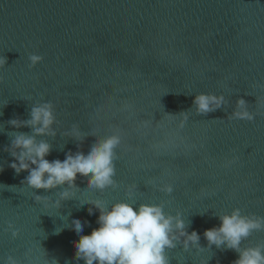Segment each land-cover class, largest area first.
I'll return each instance as SVG.
<instances>
[{"label": "water", "instance_id": "95a60500", "mask_svg": "<svg viewBox=\"0 0 264 264\" xmlns=\"http://www.w3.org/2000/svg\"><path fill=\"white\" fill-rule=\"evenodd\" d=\"M31 54L43 57L35 67ZM0 57V264L8 256L17 264H84L74 258L79 236L71 221L80 219L81 235L97 228L99 211L80 204L93 199L181 212L205 249L177 244L165 250L169 264H233L238 253L208 249L203 233L234 208L264 217V114L251 122L228 118L240 98L250 112L264 113V0H0ZM199 93L224 103L199 114ZM43 102L53 104L58 122L55 136L37 137L51 145L49 161L121 137L117 188L100 193L78 174L75 197L53 207L67 185L45 191L22 183L28 172L17 175L5 149L14 133L32 130L9 122L30 119ZM182 112L188 119L180 127ZM74 125L82 141L65 135ZM163 146L174 151L160 155ZM233 156L237 162L224 167ZM129 184L136 185L131 200ZM163 184L173 192L159 191ZM34 193L46 199L36 202ZM257 244L264 230L242 241Z\"/></svg>", "mask_w": 264, "mask_h": 264}, {"label": "clouds", "instance_id": "9594fccd", "mask_svg": "<svg viewBox=\"0 0 264 264\" xmlns=\"http://www.w3.org/2000/svg\"><path fill=\"white\" fill-rule=\"evenodd\" d=\"M30 66L35 67L43 60L41 55L31 54L28 57ZM4 64L6 60L0 57ZM224 103L223 96L199 93L194 97L193 104L199 114H206L220 108ZM237 108L229 119L253 121L255 116L264 113L250 112L246 108L243 98L237 99ZM171 115V114H169ZM175 116V115H172ZM181 124L187 121V113H180ZM14 128L29 127L31 134L14 133L10 147L6 148L14 158L10 163L18 175L27 171L24 183L30 189L45 191L64 187L58 192V199L51 202L53 207H61V202L75 197L77 189L75 180L77 175L87 177L89 189L103 193L105 189L117 188L119 185L114 179L116 167L114 161L118 158L116 148L121 143V137L110 134L98 142L92 143L88 151H69L63 161L56 159L49 161L51 145L44 139L37 137L55 136L53 127L58 122L51 102L34 104L31 108L30 119L21 121L13 119L9 122ZM77 140H83V135L73 126L72 133ZM238 157L233 156L226 160L224 167L235 164ZM3 168L0 167V172ZM91 174V175H89ZM136 190L135 184L125 186V194L131 200ZM159 191L165 194L173 192L171 184L159 186ZM36 202L46 199L45 196L34 193ZM88 203L99 211L97 228L88 235H81L84 225L80 219L73 218L71 228L79 236L73 241L76 260H83L84 264H169L166 249H174L181 244L188 252L195 249L197 253L205 248L200 246V234L195 230L189 233L181 212L175 215L164 211L162 203H130L127 201L114 202L110 206L102 199H93L80 202ZM89 215L93 209H88ZM219 226L205 229L203 236L208 242V249L215 245L217 249H230L238 253L233 264H264V244L243 247L242 241L247 239L253 231L264 230V217L255 214H242L240 208H234L230 213L218 216ZM87 223V222H85ZM8 230L15 239L19 230L10 223ZM59 231V230H58ZM54 264H58L56 260ZM4 264H17L16 258L8 256ZM200 264H208V260H200Z\"/></svg>", "mask_w": 264, "mask_h": 264}, {"label": "snow or ice", "instance_id": "6c2138e0", "mask_svg": "<svg viewBox=\"0 0 264 264\" xmlns=\"http://www.w3.org/2000/svg\"><path fill=\"white\" fill-rule=\"evenodd\" d=\"M170 151H174V149L171 146H163L161 148L160 155L165 154V153H168Z\"/></svg>", "mask_w": 264, "mask_h": 264}]
</instances>
